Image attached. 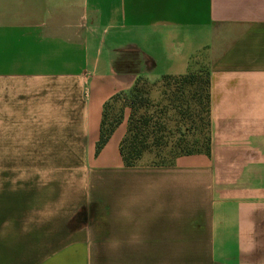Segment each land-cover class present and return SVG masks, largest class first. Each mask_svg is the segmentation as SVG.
<instances>
[{"label":"crops","instance_id":"crops-1","mask_svg":"<svg viewBox=\"0 0 264 264\" xmlns=\"http://www.w3.org/2000/svg\"><path fill=\"white\" fill-rule=\"evenodd\" d=\"M200 66L209 155L124 166L128 109L95 152ZM0 264H264V0H0Z\"/></svg>","mask_w":264,"mask_h":264},{"label":"trees","instance_id":"trees-1","mask_svg":"<svg viewBox=\"0 0 264 264\" xmlns=\"http://www.w3.org/2000/svg\"><path fill=\"white\" fill-rule=\"evenodd\" d=\"M163 94L169 102L161 111L150 110L147 80L138 77L129 91L112 96L102 108L99 137L95 152L109 139L115 127L129 110L127 129L119 143V154L126 167L136 166L146 154H152L154 166L170 165L180 156L209 155L210 152V77L208 70L189 71L184 75H164ZM166 91V92H165ZM121 101L118 112L112 115L110 107ZM185 125L170 130L165 118L169 111ZM167 151V156L162 154Z\"/></svg>","mask_w":264,"mask_h":264},{"label":"rangeland","instance_id":"rangeland-1","mask_svg":"<svg viewBox=\"0 0 264 264\" xmlns=\"http://www.w3.org/2000/svg\"><path fill=\"white\" fill-rule=\"evenodd\" d=\"M197 70H207V69L205 66H200L196 69H193L192 71H197ZM146 88H148V97H149V100L151 101V104H152L150 110L153 112H157V111L159 112V111L163 110L162 108L164 106H167L169 102L167 101L166 96L163 94L164 87H163V83L160 81V79H158L156 81H148L147 80ZM121 104H122V102L119 100L114 101L112 103V105L110 107V111H112V115L114 113L118 112ZM165 119H166L165 123L170 130H175L176 127H180V129L182 131H184L186 124H183L182 122L176 123L175 120H177L179 118H176L174 116L173 110L168 112ZM162 155L164 157H166L167 151L164 152ZM152 161H154V156L152 154H146V155H144L143 159L139 163L150 164V163H152Z\"/></svg>","mask_w":264,"mask_h":264}]
</instances>
